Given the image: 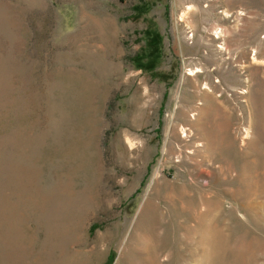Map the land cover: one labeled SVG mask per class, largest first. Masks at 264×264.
<instances>
[{
    "label": "rangeland",
    "instance_id": "1",
    "mask_svg": "<svg viewBox=\"0 0 264 264\" xmlns=\"http://www.w3.org/2000/svg\"><path fill=\"white\" fill-rule=\"evenodd\" d=\"M0 264H264V0H0Z\"/></svg>",
    "mask_w": 264,
    "mask_h": 264
},
{
    "label": "bare ground",
    "instance_id": "2",
    "mask_svg": "<svg viewBox=\"0 0 264 264\" xmlns=\"http://www.w3.org/2000/svg\"><path fill=\"white\" fill-rule=\"evenodd\" d=\"M217 37H218V36H217ZM204 85H205V84H204ZM204 88L207 89V91H204V90H203V91H204V92H203V95L207 96V97H204V98H208V99H209V97H214V95H213V90H215L216 87H215V89H214V87H213L212 89H210L211 87L209 88V86H207V87L204 86L203 89H204ZM197 89H200V88L198 87ZM209 91H211V93H208ZM200 93H201V92H200ZM208 96H209V97H208ZM215 97H216V96H215ZM211 102H212V101H211ZM215 102H216V101H215ZM195 120L197 121V119H195ZM197 122H199V121H197ZM192 124H194V123H192ZM187 136H188V135H187ZM206 147H207V145H206Z\"/></svg>",
    "mask_w": 264,
    "mask_h": 264
}]
</instances>
